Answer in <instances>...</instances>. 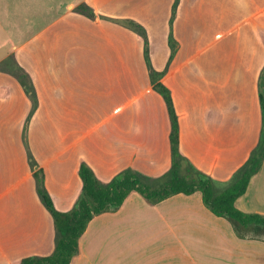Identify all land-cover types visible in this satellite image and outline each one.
I'll return each mask as SVG.
<instances>
[{"label":"crops","instance_id":"0c3cea01","mask_svg":"<svg viewBox=\"0 0 264 264\" xmlns=\"http://www.w3.org/2000/svg\"><path fill=\"white\" fill-rule=\"evenodd\" d=\"M126 21L144 29L152 69L164 73L186 163L222 189L260 142L264 0H0V264L53 251L37 179L68 212L81 163L99 180L135 171L160 141L170 153L166 107ZM198 194L158 205L131 194L89 223L71 264H101L142 238L200 253L185 257L190 264H264L259 229L237 238ZM238 207L264 217V159Z\"/></svg>","mask_w":264,"mask_h":264},{"label":"trees","instance_id":"16d2710c","mask_svg":"<svg viewBox=\"0 0 264 264\" xmlns=\"http://www.w3.org/2000/svg\"><path fill=\"white\" fill-rule=\"evenodd\" d=\"M78 12L93 19L92 11L82 5ZM124 26L134 31L143 40V59L150 69V82L153 90L162 98L169 121L170 156L173 162L168 174L158 178L156 185L150 186L142 182V178L133 170L127 169L111 178L106 184L101 183L94 172L84 163L79 165L78 178L81 181V194L73 208L68 212L55 209L42 181L37 179V194L44 209L52 219L54 227V248L50 255L42 257H26L19 264H71L78 254L79 239L86 231L89 223L97 216L117 211L128 197L138 194L146 203L158 205L176 195L191 196L199 193L203 205L216 217L225 219L237 238L254 228L264 231V217L246 213L238 207L239 200L244 196L251 178L257 174L264 159V130L260 142L252 151L248 160L235 172L228 185L217 190L213 181L206 175L196 171L189 165L190 175H180L176 169L178 153V121L169 90L159 82L162 73L152 69L148 56V42L144 29L132 21H126ZM172 55L174 43L170 41ZM172 58V57H170ZM259 102L263 114L264 127V86L259 93ZM183 162H186L181 157ZM38 175H34L37 178ZM40 185V186H38ZM216 189V190H215Z\"/></svg>","mask_w":264,"mask_h":264},{"label":"rangeland","instance_id":"374dc122","mask_svg":"<svg viewBox=\"0 0 264 264\" xmlns=\"http://www.w3.org/2000/svg\"><path fill=\"white\" fill-rule=\"evenodd\" d=\"M162 144H163L162 141H160L159 147L161 148L151 147L150 154L140 155L139 158H136L138 160L135 161L136 170L133 171L136 172L142 178L143 183L148 184L150 186L156 185L158 178L168 174L173 165L170 153H167L166 155L164 151L162 152V148H163ZM181 157L182 156L180 155V158L176 159L175 161V163H177L176 169L178 170L180 175L188 177L190 175L189 172H191L189 170V164L180 160ZM143 167H149V168H145L144 170ZM122 172L123 171H118L117 173H114V175H111V177L117 176ZM105 177L106 176H103L100 177L99 179V181L103 184H106L111 179V177L110 178H105ZM215 188L217 190H221L218 189V186H216ZM197 196L199 197V194ZM134 226L132 228L121 227L120 229L121 231L125 230V232L126 231L128 232V230H135L136 228H139L137 223L136 226L135 227ZM110 235H112V233ZM256 236L257 239H260L262 237V239L264 240V231L263 230L260 231V233L257 234ZM103 240L105 241V237L103 238ZM131 242H133V240ZM156 244L157 243L153 239H149L148 241L143 242V238H142L124 248L123 247L116 249L113 248V250H110L109 255L107 257H103L101 264H190V262L187 259H185V257L187 256L189 258H192L193 253L194 254L198 253L197 251L191 252L189 251V249L186 252L185 251L169 252L168 249L173 248L176 250V247L169 246L168 248H165V246L163 245L164 247L163 248L156 246ZM211 244H215V243L211 242ZM92 253H94V251ZM198 255H200V253H198ZM200 264H205V263H200Z\"/></svg>","mask_w":264,"mask_h":264}]
</instances>
